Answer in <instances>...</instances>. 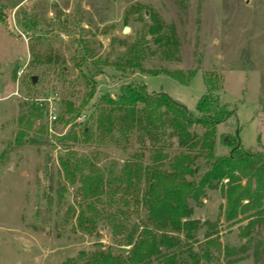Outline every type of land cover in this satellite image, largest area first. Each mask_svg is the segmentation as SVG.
<instances>
[{
    "label": "rangeland",
    "instance_id": "1",
    "mask_svg": "<svg viewBox=\"0 0 264 264\" xmlns=\"http://www.w3.org/2000/svg\"><path fill=\"white\" fill-rule=\"evenodd\" d=\"M151 10L176 27L171 58L147 31ZM133 42L145 48V71L124 63ZM94 62L88 98L82 65ZM163 67L183 77L148 72ZM130 81L167 93L195 115L211 86L234 109L216 128V152L229 153L220 134L237 131L246 151L264 153V0H0V264H82L98 249L130 251L129 235L134 240L146 219L143 207L131 206L128 217L119 210L122 167L136 139L127 150L66 139L73 130L82 138L100 95L117 98ZM69 148L110 178V195L94 203L97 215L60 166ZM246 184L252 181L242 177ZM226 193L210 189L195 205L201 226L192 247L200 258L194 263L185 253L188 264H264V196L228 221ZM81 213L92 220L87 228Z\"/></svg>",
    "mask_w": 264,
    "mask_h": 264
},
{
    "label": "trees",
    "instance_id": "2",
    "mask_svg": "<svg viewBox=\"0 0 264 264\" xmlns=\"http://www.w3.org/2000/svg\"><path fill=\"white\" fill-rule=\"evenodd\" d=\"M149 12L153 22L147 28L148 33L166 58L173 57L179 46L175 25L165 23L155 10ZM31 47L35 52L33 44ZM144 56L145 48L133 42L124 63L145 71L141 62ZM82 66L84 76L92 84L88 93V98H92L98 64ZM148 72H169L183 77L181 72L165 67ZM207 82L214 84L211 79ZM196 109L198 115L167 93L152 94L143 83L130 81L120 86L117 98L100 95L87 113L82 138L74 130L68 134L66 139L74 143L111 142L126 150L135 138L136 150L128 154L122 167L123 202L119 210L127 217L133 205L137 211L141 207L146 210V219L137 237L133 240L129 235L127 244L131 249L127 254L98 249L82 264H156V260L160 264H188L186 255L195 263L200 257L192 244L201 221L193 214L195 205L203 202L208 190L221 188L227 192L225 218L228 221L244 212L251 200L264 196V153L246 151L237 131L220 134L221 142L231 146V151L216 152V128L233 114L232 106L222 102L210 86L199 98ZM197 127L203 128L202 133ZM59 162L66 177L79 183L88 201L87 207L97 215L94 203L110 195V178L70 148ZM242 177H248L255 185H241ZM114 217L111 215V219ZM89 221L92 220L84 213L79 215L81 226L87 228ZM229 250L230 254L235 253L234 249ZM63 264L75 263L68 259Z\"/></svg>",
    "mask_w": 264,
    "mask_h": 264
},
{
    "label": "water",
    "instance_id": "3",
    "mask_svg": "<svg viewBox=\"0 0 264 264\" xmlns=\"http://www.w3.org/2000/svg\"><path fill=\"white\" fill-rule=\"evenodd\" d=\"M129 27L128 26H125V28H124V32H128L129 31ZM33 79H34V81L36 80V76H33Z\"/></svg>",
    "mask_w": 264,
    "mask_h": 264
},
{
    "label": "built area",
    "instance_id": "4",
    "mask_svg": "<svg viewBox=\"0 0 264 264\" xmlns=\"http://www.w3.org/2000/svg\"><path fill=\"white\" fill-rule=\"evenodd\" d=\"M55 118V117H54Z\"/></svg>",
    "mask_w": 264,
    "mask_h": 264
}]
</instances>
